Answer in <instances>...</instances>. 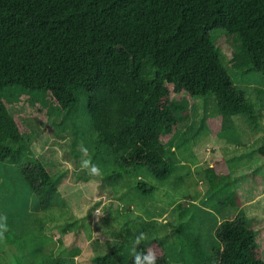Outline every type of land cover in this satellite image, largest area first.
Instances as JSON below:
<instances>
[{"label":"trees","instance_id":"trees-1","mask_svg":"<svg viewBox=\"0 0 264 264\" xmlns=\"http://www.w3.org/2000/svg\"><path fill=\"white\" fill-rule=\"evenodd\" d=\"M218 28L238 35L243 56L264 72V0H0V92L10 85L45 90L64 110L83 92L104 149L116 159L111 170L99 155L103 169L121 176L146 168L164 181L177 167L168 147L195 97L216 95L219 112L203 122L215 136L235 115L258 121L256 105L215 45ZM8 106L0 96V162L18 161L29 150L18 135L25 126ZM22 171L39 199H47L55 188L49 168L37 160ZM229 173L227 157H218L207 169L210 187L220 188ZM135 186L156 191L146 180ZM231 200L240 202L236 194ZM259 231L245 220L222 221L215 264H264ZM40 245H32L31 257L41 259ZM139 251L170 264L157 240L141 242ZM116 254V247L99 253L96 264H120ZM32 261L24 254L0 264Z\"/></svg>","mask_w":264,"mask_h":264},{"label":"rangeland","instance_id":"rangeland-1","mask_svg":"<svg viewBox=\"0 0 264 264\" xmlns=\"http://www.w3.org/2000/svg\"><path fill=\"white\" fill-rule=\"evenodd\" d=\"M212 35L237 87L256 105L258 121L235 115L215 136L203 122L219 112L216 95L195 97L168 147L177 167L164 181L146 168L121 176L103 169L99 155L111 170L116 159L104 149L83 92L64 110L45 90H1L9 112L25 126L18 135L29 150L18 161L0 162V217L7 218L10 238H0V262L25 254L33 264H96L97 254L116 247L119 263L128 264L136 237L145 233L142 242L159 241L170 264H215L217 229L226 219L248 221L264 244V72L243 56L238 35L222 28ZM220 156L228 159L229 179L214 190L207 169ZM37 160L54 177L47 199H39L22 171ZM83 160L98 165L100 174L89 175ZM138 180L156 191L143 194ZM235 194L240 202L231 200ZM37 242L41 259L31 257Z\"/></svg>","mask_w":264,"mask_h":264},{"label":"clouds","instance_id":"clouds-1","mask_svg":"<svg viewBox=\"0 0 264 264\" xmlns=\"http://www.w3.org/2000/svg\"><path fill=\"white\" fill-rule=\"evenodd\" d=\"M86 153L87 149H83ZM82 168L88 171L89 175H99L101 170L98 165L92 164L91 160H83ZM7 231V218L0 217V238L3 237V233ZM146 234L140 233L135 239V245L138 246L144 240H146ZM135 251V249H134ZM132 264H157V255L154 251L136 252L132 261Z\"/></svg>","mask_w":264,"mask_h":264},{"label":"bare ground","instance_id":"bare-ground-1","mask_svg":"<svg viewBox=\"0 0 264 264\" xmlns=\"http://www.w3.org/2000/svg\"><path fill=\"white\" fill-rule=\"evenodd\" d=\"M29 212V211H28Z\"/></svg>","mask_w":264,"mask_h":264}]
</instances>
